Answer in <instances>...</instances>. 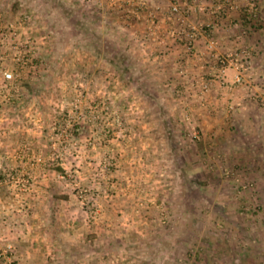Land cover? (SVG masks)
<instances>
[{
    "label": "rangeland",
    "instance_id": "obj_1",
    "mask_svg": "<svg viewBox=\"0 0 264 264\" xmlns=\"http://www.w3.org/2000/svg\"><path fill=\"white\" fill-rule=\"evenodd\" d=\"M263 10L0 0V264H264Z\"/></svg>",
    "mask_w": 264,
    "mask_h": 264
},
{
    "label": "built area",
    "instance_id": "obj_2",
    "mask_svg": "<svg viewBox=\"0 0 264 264\" xmlns=\"http://www.w3.org/2000/svg\"><path fill=\"white\" fill-rule=\"evenodd\" d=\"M172 12L173 13L179 12V7L174 6L172 8ZM211 48H212V46H211ZM218 61H219V63H221L222 67H225L229 64V65L234 66L236 70H241V69L245 68L241 59H239L237 56H235L233 54H229V55H227V57H218ZM13 78H14V74L12 72H5V74H4L5 80L11 81V80H13ZM236 79H237V81L241 80V78L238 75L236 76ZM9 248L11 249L12 247L9 246Z\"/></svg>",
    "mask_w": 264,
    "mask_h": 264
},
{
    "label": "crops",
    "instance_id": "obj_3",
    "mask_svg": "<svg viewBox=\"0 0 264 264\" xmlns=\"http://www.w3.org/2000/svg\"><path fill=\"white\" fill-rule=\"evenodd\" d=\"M259 1L261 2V0H259ZM261 19H264V14H262V13L259 14V20H261ZM259 25H260V23H259ZM255 29L257 30L256 35L259 37V39L255 43V48H256L257 55H258V57H256L257 60L255 61V63H264V42L261 39V36H262L261 30H260L261 27H259V28L254 27V30Z\"/></svg>",
    "mask_w": 264,
    "mask_h": 264
}]
</instances>
